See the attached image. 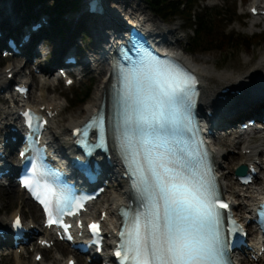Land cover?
Masks as SVG:
<instances>
[{"label":"snow or ice","instance_id":"snow-or-ice-1","mask_svg":"<svg viewBox=\"0 0 264 264\" xmlns=\"http://www.w3.org/2000/svg\"><path fill=\"white\" fill-rule=\"evenodd\" d=\"M137 52L135 59L128 58L127 66L116 65L113 71L121 87L115 121L109 123L138 202L137 207L122 210L125 226L115 255L120 264H224L227 246L222 210L229 205L219 197L206 150L200 147L202 141L191 137L195 80L173 61L143 47ZM24 115L33 128V114ZM35 119L38 133L45 122ZM95 124L103 140L102 115L75 134L86 139ZM41 168L42 162L34 174L43 175ZM21 183L42 205L48 226L58 225L67 232L63 216L75 215L71 209L82 207L74 194L28 178ZM20 224L18 217L14 226ZM89 229L98 234L99 225L93 223Z\"/></svg>","mask_w":264,"mask_h":264},{"label":"bare ground","instance_id":"bare-ground-1","mask_svg":"<svg viewBox=\"0 0 264 264\" xmlns=\"http://www.w3.org/2000/svg\"><path fill=\"white\" fill-rule=\"evenodd\" d=\"M112 1L119 4V7L121 9L125 11H131L130 15L135 14L136 16H138L139 20H144L147 23V26L152 29L151 36H154L155 39L162 40L163 44L169 45L171 47V50L177 52L178 55L184 60V62L198 74L201 88L199 108L204 112L209 109L214 114V116L211 118H205L203 124L213 125V130L220 129L219 126H225V128H229L225 129L223 133L218 132V135L214 134L210 137L211 147L215 155V160L218 164V173L220 174L222 192L228 198H231L234 210L236 212H241V216L243 217V220H245V218L250 216L252 207L258 202L260 195L263 194L262 187L264 179L261 187L257 185H249L245 188L240 187L235 189L232 185V181L229 179V182H226V178H228V176L232 177V175L235 174L237 165H247L249 162L256 160H259L261 162L259 168L260 172L264 175V135L261 130L256 129L255 127L241 132L237 129V126L236 128H230V125L235 122V120L239 117V114L254 116L258 113H263L264 58L257 59L254 63L246 65V67H244L240 71H217L213 63L208 64L209 58L206 56L186 57L181 51L179 37L175 36L176 28L169 29L166 34L163 33L160 29L161 27L159 23H157L151 16L144 14V10H142L139 3L131 5L129 3L130 0ZM256 2L264 4V0H251L249 8ZM14 7L15 6L13 0H0V22L4 19H7L8 21L16 20ZM86 7H88V3L86 4ZM115 14V11L110 12L109 10L105 9L103 11V14L98 13L97 19H99L102 23L106 22L107 18L113 22L111 16L115 18H119L120 16V14ZM257 22L258 20L254 18L251 21L250 29H252L254 27V24ZM96 30L99 32L100 29L96 28ZM98 38H102V35L98 34ZM97 48L100 50H92L93 52L88 55L86 60L88 61V63L91 60L92 69L96 74V83L91 96L87 99V102L80 109H78L74 114L68 116V118L64 122V127L52 129L49 132V139L52 140V143L56 145L58 150L63 155L70 149V145L67 148H63L60 144H58V142L69 143L70 138L68 131L70 127L82 122L93 110L99 107L104 94L106 95V97L108 95L109 78H107L106 75L110 70V64L108 62V59L110 58V52L104 51L103 47L98 46ZM173 48L176 50H174ZM199 61H202V63H199ZM245 61L249 62L250 60L245 59ZM11 66H13V77L20 76L21 68L15 66L13 63L9 62L5 66V68H9ZM6 73L7 72L0 71V78L2 79L1 88H3L4 90H6L7 83L9 81L5 78ZM211 77H214L217 82L215 86L210 85L209 83ZM40 79L44 80V84L38 86V90L42 94L41 96L34 95L35 99H31L32 101L34 100V105L36 107L38 105H45L46 107L54 106L56 108H63V104L59 97L52 98L48 97L47 95L53 79L43 76H41ZM30 86L33 87L32 79H30ZM226 87H231L232 90L239 89L241 95L236 96L231 94L230 97L226 96L225 100L218 99L220 90ZM31 97H33V95H31ZM229 112H232V116H230L229 118L228 116L225 117ZM217 116H220V118L223 119L222 122L218 123ZM8 119H14V123L12 124L15 125L16 119L13 118L12 109L6 111V116L4 118H1L0 120ZM246 119L249 118H245V120ZM244 121L240 123H243ZM4 123L7 124L6 121ZM8 124L11 125L10 123ZM9 125L5 126H8L9 129ZM255 136H259L260 140L252 143L251 138ZM223 144L230 145L233 150L230 151L225 149ZM9 146L11 148V151L7 158H9L8 160L12 161L15 158V153L13 150L15 145L14 143H11ZM234 149H238V158H234L233 156H231V153L234 151ZM17 163H19V160L17 161ZM106 172L109 173L108 175L114 188L106 190L105 195H102L103 197H98L97 200L92 204V208H94L96 205L99 207L98 213L95 215V217H98L99 211L105 208L109 215L108 220L111 221L114 216V213L112 212H116L119 205L127 203L128 201V183L126 179L121 177L120 166L116 159H113L112 163L109 166H106ZM15 213L16 210L11 213L9 217V223ZM35 217H37L36 214H34V217H32V219H35ZM29 223L34 222L30 220ZM111 223H113V220L111 221ZM108 232H111L110 225L106 233ZM40 235L47 236L49 235V233H43ZM256 239L257 235L253 236L251 238V241H255ZM55 254H57L55 258H50L46 254L44 259L39 263L28 261V264H43V262H47L49 264H62L68 256H73L71 252L65 258H60L59 252H55ZM15 257L16 264H23L18 254H15ZM235 258L240 264H264V253L256 263L239 253L235 254Z\"/></svg>","mask_w":264,"mask_h":264},{"label":"rangeland","instance_id":"rangeland-1","mask_svg":"<svg viewBox=\"0 0 264 264\" xmlns=\"http://www.w3.org/2000/svg\"><path fill=\"white\" fill-rule=\"evenodd\" d=\"M12 1V0H11ZM14 1V12L17 17H24L25 16V9H29L31 7V10L29 12L33 14L35 9L37 12L39 10H42L45 8V6L50 2L49 0H32L29 4L26 2V0H13ZM85 0H81L79 4V8L76 10H69L68 12V21L67 24L70 27V31L66 32V35L64 37L56 36L54 38H49L44 43L43 51L49 52V56H47L46 61L43 60V58H39V61L41 62V67L44 69L51 68L55 71L54 67H52L53 61L57 59L59 60L57 55L59 54L60 50L65 49L66 42H72L74 37H76V41L81 46H78L79 51L81 52V58L83 60H86L87 56L83 53V50H87L90 47L92 50H100L98 49V41H95L94 38H97V35H95L96 26H100V22L93 21L92 19L87 20V16L84 15V9L86 8V5L84 3ZM203 0H201L202 2ZM131 5L135 3H139L142 10H144V14L151 16L157 23L160 25V29L163 33L166 34V32L169 29L176 28L175 36L179 37V44L181 51L186 57H208L209 61L208 64H214L215 69L217 71H224V70H230V71H240L246 65L250 63H254L259 58H264V43L257 44L245 48V49H226L225 50V58L222 53H220L216 49H212L210 51H200L197 49L195 52H189L187 50L188 46V40L191 37V32L186 29L185 22L181 19H176L173 21L163 22L158 16H156L151 9L146 5L144 0H130L129 2ZM251 3V0H205L201 4V6L205 9H212L213 11H220L226 17L223 15L222 20L217 21L216 25L213 26L212 31V37L220 36L219 34L225 33L226 31L237 33L245 36H252L257 34H264V19L257 17L250 16L248 13L249 10V4ZM105 5L111 8H115V6H119V4L115 3L112 0H107L105 2ZM124 6V4H123ZM127 6V5H125ZM197 10H200V8H197ZM54 14H51V17H54ZM65 17V16H64ZM63 17V18H64ZM97 18V17H96ZM226 18V20H224ZM257 19L258 22L254 24V27L250 29L251 21L253 19ZM95 25V27H90L89 25ZM81 26H85L87 29L89 40L85 41H79V35L81 34ZM226 30V31H225ZM168 36V35H166ZM93 37V39H92ZM97 44V45H95ZM64 46V47H63ZM174 49V48H173ZM176 50V49H174ZM224 58V59H223ZM245 59L250 60L249 62H246ZM14 63L18 67L21 68V74L24 76H27V72L29 71L28 63L26 66L22 67V59L20 57H7L3 58L0 56V71H3L5 66L8 63ZM33 63V62H32ZM199 63H202V61H199ZM54 65V64H53ZM71 76L74 79V83L70 87H66L63 85V82L61 80H58L56 84H51L49 91L47 93L48 97H59L61 99V102L63 104V109L59 112V114L53 118L50 122L51 124V130L62 128L64 127V122L68 118L69 115L74 114L78 109H80L86 102H83L79 105H76L71 103H68L66 101L70 96V93H73L75 91H78L80 88H83L84 86L88 87L90 86V94L91 96L95 83H96V74L94 70L92 69L91 60L87 64H82V72L81 74H71ZM16 80V79H15ZM210 85L215 86L217 84L214 77H211L209 80ZM41 84L39 83V79L35 78L33 75V86L30 89V94L35 96H39L41 93L38 90V86ZM4 97V94H2ZM88 97V98H89ZM35 98V97H34ZM78 102V100H77ZM7 103V104H5ZM11 106L9 102H4L0 99V119L3 118L6 115L7 109ZM246 115L239 114L238 119H242ZM1 121V120H0ZM1 125V123H0ZM2 131V130H1ZM219 132H224L222 130H218ZM259 136H255L251 138L252 143H255L256 141H259ZM58 144L61 145L63 148H67L69 146V143L65 142H58ZM225 149L232 151L230 145L223 144ZM8 151V150H7ZM238 149H234V151L231 153V156L234 158H238L237 156ZM244 165L239 164L237 165ZM236 167V168H237ZM261 176H263L261 172H259ZM229 179L232 181V185L235 189L239 188L237 183L232 179V177L228 176L226 178V182H229ZM262 179H259V181L256 183L257 186L261 185ZM114 188L113 185H111L107 190H110ZM105 195V193L103 194ZM100 197H103L102 195ZM19 209L21 213L24 216V219L26 221H29L34 217V214H37L38 209L37 207L32 204L24 195L23 193L13 185L9 186H1L0 185V224H7L9 221V217L11 213L14 210ZM241 215L242 213L239 212ZM38 215V214H37ZM35 221V219L33 220ZM55 252H59V255L62 257H67L68 254H70V251L63 246L61 243H57L55 247L51 248L50 250H46L43 253H47L50 258H55L57 254ZM20 260L23 262V264H28V261L31 259V255L28 250H26L25 253L19 254ZM77 259L78 264H86L85 257L78 258ZM0 264H16V257L15 253L12 251H7V249H4L0 252Z\"/></svg>","mask_w":264,"mask_h":264},{"label":"trees","instance_id":"trees-1","mask_svg":"<svg viewBox=\"0 0 264 264\" xmlns=\"http://www.w3.org/2000/svg\"><path fill=\"white\" fill-rule=\"evenodd\" d=\"M49 1L44 10L55 16L51 17V26L46 30V34L49 38L56 36L64 37L66 32L71 29L64 20L63 14L69 10L78 9L81 0ZM26 2L29 4L32 0H26ZM144 2L163 22L176 19H181L185 22L186 29L193 34L187 44V50L189 52H195L197 49L205 52L216 49L225 58L224 53L226 49H245L255 43H264V34L245 36L225 30L226 32L219 34L220 36L216 35L212 37L213 26L216 25L217 21L222 20L224 14L220 11L201 8V0H144ZM197 8H200V10H197ZM224 16L226 17V15ZM81 34L83 37H87L85 39L86 41L89 40L85 26H81ZM89 87L84 86L78 91H75L72 94L73 97L69 99V102L76 103V105L85 102L90 94Z\"/></svg>","mask_w":264,"mask_h":264},{"label":"water","instance_id":"water-1","mask_svg":"<svg viewBox=\"0 0 264 264\" xmlns=\"http://www.w3.org/2000/svg\"><path fill=\"white\" fill-rule=\"evenodd\" d=\"M245 172V168L243 166L239 167L237 170H236V173L239 174V175H242L244 174Z\"/></svg>","mask_w":264,"mask_h":264}]
</instances>
